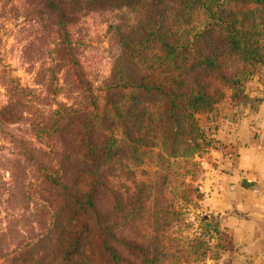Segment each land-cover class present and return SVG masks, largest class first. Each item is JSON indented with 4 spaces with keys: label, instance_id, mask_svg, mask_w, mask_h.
<instances>
[{
    "label": "trees",
    "instance_id": "trees-1",
    "mask_svg": "<svg viewBox=\"0 0 264 264\" xmlns=\"http://www.w3.org/2000/svg\"><path fill=\"white\" fill-rule=\"evenodd\" d=\"M110 1L131 8L135 24L128 26L126 45L108 76L94 86L79 70L69 21L78 8L109 1L24 0V10L47 14L48 25L59 37L54 51L58 63L46 79V91L63 92L67 99L31 119L34 135L51 141L49 162L57 163L46 167L38 160L42 182L54 186L48 191L58 190L50 214L55 231L47 238L54 252L43 250L36 259L31 255L32 264L185 262L189 253L184 238L169 232L171 225L181 226L174 221H183L178 207L164 210L149 229H140L141 221L152 216L151 211L163 210L157 205L167 201L169 192L173 200L189 201L191 192L199 193L192 184L186 194L173 192L177 186L169 189L168 184L170 176L175 181L183 176L178 171L181 162L191 176L199 167L192 157L204 148V134L195 113L215 110L227 90L236 105L255 109L261 101L245 92L244 83L255 65L264 63V0ZM17 9L14 1L0 0V12ZM62 64L66 71L73 69L74 78L59 83ZM6 91L9 98L0 105V121H16L20 113L15 107L23 103L14 98L24 97L22 88ZM127 154L150 166L146 173L158 174V179H134L126 193L111 191L106 167ZM74 163L83 181L62 192L58 188L67 186L64 170ZM194 241L202 243L200 238ZM196 244L190 245V253L197 251ZM33 245L35 249L38 244Z\"/></svg>",
    "mask_w": 264,
    "mask_h": 264
},
{
    "label": "rangeland",
    "instance_id": "rangeland-1",
    "mask_svg": "<svg viewBox=\"0 0 264 264\" xmlns=\"http://www.w3.org/2000/svg\"><path fill=\"white\" fill-rule=\"evenodd\" d=\"M11 1H14L18 9L9 14L0 12L3 13L0 15V105L9 98L6 91L8 88H22L21 94L24 97L14 98L23 103L15 107L20 113L19 118L11 122L0 121V264H32L29 261L31 255L36 259L43 255L40 254L43 250L47 253L54 252V249L49 251L52 244L47 238L55 231L50 214L55 209V192L58 190L48 191V188L54 186L42 182L38 160L41 159L46 167L53 165L55 168L57 163L52 159V163L49 162L48 157L52 156L48 152L51 141L43 140L41 135H34L31 119L38 112L45 113L56 108L57 101L67 99L63 92L50 94L46 91V79L50 78V70L58 63V60H54L57 59L54 51L59 37L52 26L48 25L50 19L45 12H39V9L24 10V0ZM108 1L78 8L68 27L79 70L83 79L94 86H99L108 76L120 48L126 45L124 38L129 31L128 26L135 24L131 8ZM262 43L264 45V39ZM65 65L62 64L63 71L58 73L59 81L56 82L61 83L62 78H74L73 69L69 66L66 71ZM244 89L249 96L260 97L264 91V63L255 65L253 73L244 83ZM230 93V90L226 91L225 97L212 112L195 113L204 134V148L192 157L193 161L199 163L193 176L185 171L187 167L184 161L181 162L183 168L178 169L183 176L178 177V181L173 176L168 178L169 189L173 185L177 186L173 192L179 189L186 194L188 184H192L199 188V193L193 191L192 195L191 192L189 201L183 197L173 200L174 195L169 192L167 201L158 202L157 206H161L163 210H153L152 216L141 221L140 229H149L147 226L151 227L154 221L157 222L164 210H172L173 206L180 209L183 221H174L172 224L181 223V226L169 227L170 235L182 236L188 249L187 260L179 264H249L250 261L242 254L249 243L242 242L236 246L228 226L225 225L226 215L214 214L201 206L204 192L200 185L204 170L214 164L212 151L219 147L213 133L219 126L222 128L235 120L236 113L240 114L244 108L253 110L248 105H236L230 99ZM178 161L179 159L176 164H171V169L177 166ZM72 165L74 167L70 170H64L67 176L63 179L67 186L65 189L58 188L62 192L68 191L67 188L80 179L78 165ZM149 167L140 164L138 160H132L129 154L112 160L106 167L110 190L126 193L129 187L132 188L134 179H158V174L146 173L149 172ZM146 205L152 208L148 201L145 202ZM196 238L202 241L200 246L194 243ZM34 243L38 244L35 249ZM191 244L197 246L194 253H190ZM55 252L58 254L57 249ZM56 261L57 258H54V263Z\"/></svg>",
    "mask_w": 264,
    "mask_h": 264
},
{
    "label": "crops",
    "instance_id": "crops-1",
    "mask_svg": "<svg viewBox=\"0 0 264 264\" xmlns=\"http://www.w3.org/2000/svg\"><path fill=\"white\" fill-rule=\"evenodd\" d=\"M260 97L255 109L244 108L235 120L215 130L219 147L212 151L214 164L205 168L200 185L202 208L226 215L236 246L249 243L242 252L249 264H264V247L251 248L264 225L247 216L251 210H264V91Z\"/></svg>",
    "mask_w": 264,
    "mask_h": 264
},
{
    "label": "water",
    "instance_id": "water-1",
    "mask_svg": "<svg viewBox=\"0 0 264 264\" xmlns=\"http://www.w3.org/2000/svg\"><path fill=\"white\" fill-rule=\"evenodd\" d=\"M247 216L251 219L261 222L264 225V210L263 211L251 210L249 211ZM261 247H264V233L261 235L260 238H258L255 241V243L252 245L251 248H261Z\"/></svg>",
    "mask_w": 264,
    "mask_h": 264
}]
</instances>
